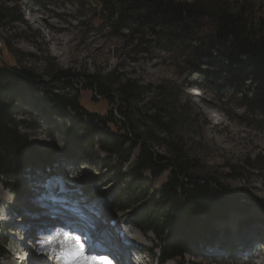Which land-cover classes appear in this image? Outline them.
<instances>
[{"label": "trees", "instance_id": "trees-1", "mask_svg": "<svg viewBox=\"0 0 264 264\" xmlns=\"http://www.w3.org/2000/svg\"><path fill=\"white\" fill-rule=\"evenodd\" d=\"M72 1L93 9L94 15L87 20L92 28L107 31L140 53L165 49V43L170 47L179 44L189 52L183 61L184 72L195 70L200 74L219 103L225 102L226 93L231 92L237 97V107L244 111L243 122L264 129L261 3ZM11 3L0 0V28L23 23ZM6 67L0 62V176L5 189L23 198L18 190L28 179L40 175L46 183L58 174L60 160H85L98 166L102 175L87 185L84 199L98 192L96 186L105 184L106 175L118 181L116 193L107 194L98 204L118 217L122 226L132 227L151 242V247H140L151 264H195L193 260L202 252L207 254L215 248L235 259L238 247L217 240L222 234L219 224L228 220L238 204L248 206L249 200L232 195L219 180L200 173L201 161L185 140L184 119L171 103L170 89L144 86L114 71L106 76H88L79 83V96L49 95L48 104L53 110L48 112L40 106L35 89L42 83L41 76ZM52 77L68 88L77 81L70 72L58 69ZM83 92L91 94L93 104H103L107 109L95 112L85 107L80 100ZM20 93L33 97L40 112L64 124L60 128L68 144L64 153L41 149L23 132L25 121L21 117L28 111ZM152 95L156 105L155 100L146 102ZM69 112L76 117H69ZM250 201L264 214L263 202ZM8 245L9 240L1 235L0 260L9 255ZM208 257L218 260L213 254Z\"/></svg>", "mask_w": 264, "mask_h": 264}, {"label": "rangeland", "instance_id": "rangeland-1", "mask_svg": "<svg viewBox=\"0 0 264 264\" xmlns=\"http://www.w3.org/2000/svg\"><path fill=\"white\" fill-rule=\"evenodd\" d=\"M11 1L23 23L0 28V62L9 68L26 69L41 76L42 83L35 89L40 106L46 107L48 112L53 110L48 104L49 95L79 96V83L86 81L88 76H106L114 71L144 86H163L172 91L171 103L178 107V114L184 119L182 131L185 140L201 161L200 173L219 180L232 195L249 200L248 206L238 204L228 220L219 224L223 235L220 234L217 240L233 242L234 247H238L235 259L232 261L222 250L215 248L209 249L207 254L202 252L193 261L195 264H264V214L250 201L254 199L264 203V129L253 122H243L244 111L237 107V97L227 92L226 101L219 103L206 88L200 74L195 70L184 72L183 61L189 52L179 44H171L170 47L165 43V49L140 53L107 31L92 28L87 23L94 15L90 6L82 7L72 0ZM254 3L264 6V0H254ZM55 69L76 76L73 88L54 81ZM153 96H148L146 102L155 100L156 105L158 102ZM19 97L28 111L21 117L25 121L23 132L41 149L64 153L62 150L68 147L60 129L64 124L40 112L30 95L20 93ZM80 100L92 111L107 109L103 104H93L91 94L87 92L81 94ZM68 115L76 117L72 112ZM159 151L164 153V150ZM57 166L58 174L46 183L40 175L28 179L26 185L18 190L23 198L5 189L0 176V236L9 240L8 251L11 253L10 262L1 259L0 264H26L31 258L42 260V264H61L57 254L76 243L63 234L61 237L55 228L64 225L63 221L70 217L73 223L75 220L80 222L82 228H92L94 233L100 230L93 236L96 249L88 247L91 240L84 239L89 242L87 246L83 243L82 260L85 264L93 257L104 264L99 258L108 254L97 251L102 246L100 243H108L103 244L106 248L110 247L111 241L117 243L116 237L104 236V230L117 218L97 202L107 194H115L118 181L108 179L110 175H106L105 184H98V192L85 200L87 185L102 172L99 167L67 157ZM72 207L79 209L81 215L70 212ZM116 230L114 236L118 233L128 239L129 245L123 247L130 250L131 255L132 251L140 252V247H151V242L132 227L118 223ZM226 231L228 235L224 234ZM41 236H46V239H37ZM31 243L44 245L31 248ZM140 253L137 259L125 258L124 263L151 264L147 254ZM210 254L218 256V260L209 259Z\"/></svg>", "mask_w": 264, "mask_h": 264}, {"label": "bare ground", "instance_id": "bare-ground-1", "mask_svg": "<svg viewBox=\"0 0 264 264\" xmlns=\"http://www.w3.org/2000/svg\"><path fill=\"white\" fill-rule=\"evenodd\" d=\"M64 216V214H61V216ZM66 216H69V215H67L66 214ZM81 217V216H80ZM75 223H73V221H72V218L70 217V218H66V220H64L63 221V223H64V225H65V228H67V230L68 229H77V227L76 226H80V222H78L77 220H75L74 221ZM6 223H8V225L10 224L9 222H6ZM58 230L57 231H62V227H58L57 228ZM90 229H92V228H90ZM105 232H106V234L104 235V236H106L107 235V229H105L104 230ZM86 232H88V230L86 231ZM96 233L97 234H99L97 231H96ZM85 235V234H84ZM101 235V234H100ZM223 235V234H222ZM62 236V235H61ZM89 237V236H88ZM37 239H40V240H45L46 239V236L45 237H39V238H37ZM112 239H114V238H112ZM87 240V239H86ZM70 241H72V243H77V241H75V240H70ZM127 241H128V239H126V241L125 240H121V241H117V243L116 242H113V241H111L112 242V244H110L109 246V248H106V247H103V244H106V245H108V243H106V242H98V243H100L102 246L101 247H99V248H97V251H103V252H106L108 255H106L105 257L106 258H104L105 260H107V258H110V257H112L113 259H115L116 261H117V264L119 263V262H121V264H128V263H124V259L125 258H131V260H134V259H137V257H139V253L141 252V250H140V248H139V250H140V252H136V251H132L133 252V255H131V251L130 250H128L126 247H123V245L125 246V245H129V243H127ZM82 243H84V239L81 241ZM88 244V243H87ZM99 244V245H100ZM29 245H31V244H29ZM37 245V244H36ZM35 245V246H36ZM44 244H41V246H43ZM88 246H92V242H90L89 244H88ZM116 248H120V250H115ZM119 252H121V253H119ZM123 253V254H122ZM50 254H53V252H51ZM126 254H128V256L126 255ZM39 255H43V254H39ZM118 255H120L119 257H118ZM28 256H32L31 255V253L29 254L28 253ZM131 256V257H130ZM145 258V257H144ZM2 260H4V259H2ZM30 262L32 263V264H42V260H38V259H33V258H31L30 259ZM37 262V263H36ZM84 262V261H83ZM109 262H110V260H109ZM111 263H112V261H111ZM13 264V263H12ZM85 264V263H84ZM170 264H172V263H170Z\"/></svg>", "mask_w": 264, "mask_h": 264}, {"label": "snow or ice", "instance_id": "snow-or-ice-1", "mask_svg": "<svg viewBox=\"0 0 264 264\" xmlns=\"http://www.w3.org/2000/svg\"><path fill=\"white\" fill-rule=\"evenodd\" d=\"M83 253V244L79 241V238H77V243L59 252L57 258L60 260L61 264H84L82 260ZM88 264H100V262L93 257Z\"/></svg>", "mask_w": 264, "mask_h": 264}, {"label": "water", "instance_id": "water-1", "mask_svg": "<svg viewBox=\"0 0 264 264\" xmlns=\"http://www.w3.org/2000/svg\"><path fill=\"white\" fill-rule=\"evenodd\" d=\"M91 4H92L93 6H96V4H95L93 1L91 2Z\"/></svg>", "mask_w": 264, "mask_h": 264}]
</instances>
